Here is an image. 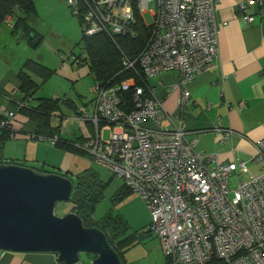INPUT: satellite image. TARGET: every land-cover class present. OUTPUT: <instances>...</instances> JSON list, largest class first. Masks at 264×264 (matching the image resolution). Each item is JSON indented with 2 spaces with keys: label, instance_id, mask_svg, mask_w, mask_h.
Masks as SVG:
<instances>
[{
  "label": "built area",
  "instance_id": "obj_1",
  "mask_svg": "<svg viewBox=\"0 0 264 264\" xmlns=\"http://www.w3.org/2000/svg\"><path fill=\"white\" fill-rule=\"evenodd\" d=\"M62 1L80 18L84 37H135L136 15L143 21L142 14L154 5L147 26L151 35L136 60L139 71H134L142 84L135 77L113 87L94 82L90 108L81 106L76 117L89 123L93 134L74 147L140 197L150 216L148 231L168 264H264V138L250 159L262 166L261 173L248 180L242 179L248 173L246 162L221 164L214 155L197 153L196 139H185L187 86L218 59L214 0ZM257 2L245 0L238 6L245 23L253 22L246 7ZM84 59L83 52L65 60L79 67ZM134 64L123 59L125 70H133ZM169 71L178 74L181 91L176 115L165 112L163 100L149 85ZM120 93H130L132 107ZM17 110L0 108V133L11 129L15 136ZM213 131L222 143L233 133L220 125ZM37 140L57 144L56 137Z\"/></svg>",
  "mask_w": 264,
  "mask_h": 264
},
{
  "label": "crops",
  "instance_id": "obj_2",
  "mask_svg": "<svg viewBox=\"0 0 264 264\" xmlns=\"http://www.w3.org/2000/svg\"><path fill=\"white\" fill-rule=\"evenodd\" d=\"M243 2L245 0H214V22L219 27L218 59L213 69L197 75L187 86L190 96L182 120L187 129L185 139L197 140V153L214 155L221 164L237 160L246 162L248 173L244 174L242 179L248 180L253 176L251 168L257 166L255 169L260 171L259 165H251L250 159L255 153L256 143L264 138V0H258L257 4L246 7L245 15L253 18L250 24L240 17L238 6ZM12 27L13 18L9 17L0 28V108L4 111H16L15 106L21 101L17 74L25 63L22 58L19 59L17 63L21 65L16 70L11 63V58L16 56V62L25 47L19 53L6 52V47L12 44L16 37L13 34H19L13 33ZM35 33L41 43V35ZM37 45L32 47L36 48ZM24 55L30 58L27 60L35 59L40 63L43 61L41 54L24 51ZM52 71L55 73V70ZM88 71L90 73L89 68ZM33 80L40 87L33 100L26 102L27 107L35 106L38 99L58 97L42 93V86L47 81L41 83L36 77H33ZM177 84L178 74L174 71L163 73L149 81L156 97L163 100V109L171 115L178 112L181 91ZM16 114L12 123L15 136L3 145L0 164L13 161L25 167L46 170L48 155L41 158L42 152L47 150L42 144L44 141L31 139L37 124L18 112ZM50 124L53 129L58 128L60 135L69 141L82 143L93 134L89 123H83L71 114L63 120L52 119ZM218 125L233 132L224 143L213 131ZM46 142L48 143V140ZM70 175L72 177V174ZM156 249L161 251L158 240ZM90 256L89 261H81L80 256L79 262L75 264H90L93 259V256ZM164 261L168 264L165 259ZM0 264L62 263H59L56 255L52 253L4 252L0 254Z\"/></svg>",
  "mask_w": 264,
  "mask_h": 264
},
{
  "label": "trees",
  "instance_id": "obj_3",
  "mask_svg": "<svg viewBox=\"0 0 264 264\" xmlns=\"http://www.w3.org/2000/svg\"><path fill=\"white\" fill-rule=\"evenodd\" d=\"M17 11L19 15H17ZM34 14H36V7L33 0H0V28L4 25L7 18H13V33L23 35L31 46L33 40L38 37L28 23L29 17ZM75 17L78 19L79 24H81L80 18L77 16ZM135 18V37L115 36L110 38L104 34L94 35L92 37L82 36L84 61H86L88 65L94 82H99L103 84V86L113 87L124 80L135 77L137 85L140 86L142 84L141 79L137 77L134 71H139L136 60L150 38L151 28L144 24L139 15H136ZM124 58H127V60L131 62L135 61L133 70L124 69ZM53 74H55L54 71L46 68L40 62L35 60L25 61L17 74V79L20 84L19 93L21 101L17 103L15 107L18 109L17 111L20 115L37 124L36 132L32 135L34 139H50L56 137L57 144L55 146L58 150L71 154L75 153L74 155L79 154L87 156V154L80 152L74 147V145L79 144V141L74 142L66 140L60 135V130L58 128L53 129L50 124L52 119L58 118L59 120H63L70 114L78 117V110L80 107L72 99L66 96L62 98L38 99L35 106L27 107L26 102H28V100H33L34 95L40 87V85L33 80V77L39 78L41 83H44ZM121 95L123 101L132 107L130 93H120V96ZM19 104L23 106L18 108ZM81 104L84 107H89L91 102ZM11 134V129L0 133V153L5 142L12 138ZM10 164L24 166L13 161H11ZM33 169L41 173L57 174L56 172H48L44 170V168ZM58 175L66 177L73 182V192L68 201L71 206L70 212L75 213L82 220L85 227L97 228L103 232L107 242L123 263L122 250H126L133 245L135 238H142L143 236L135 231L131 235L124 237L125 232L129 229L127 222L120 217L112 219L110 213L100 220L93 219L95 209L103 199L104 190L107 186L101 181L99 174L92 170H85L76 177L75 181L72 180L70 174ZM130 193L132 192L127 189L125 185L122 186L116 195V205L124 200ZM115 224L118 226H115ZM146 232L151 233L150 231ZM138 244L142 243H136V245Z\"/></svg>",
  "mask_w": 264,
  "mask_h": 264
},
{
  "label": "rangeland",
  "instance_id": "obj_4",
  "mask_svg": "<svg viewBox=\"0 0 264 264\" xmlns=\"http://www.w3.org/2000/svg\"><path fill=\"white\" fill-rule=\"evenodd\" d=\"M33 1L37 13L29 17L28 23L35 32L41 35V43L38 42L37 47L33 48L28 44L26 38L21 37V34H13L16 37L13 43L6 47V52L19 53L25 47L24 51L26 53L34 52L41 54L43 58L41 64L51 70H55L52 78L43 84L41 91L43 90L44 92L42 93H46L47 95L52 94L51 96H58L59 98L68 96L67 98H71L81 107L82 104L80 102L89 103L91 101L90 88L94 84V81L88 71L87 64L74 68L71 61H66L65 59L83 55L82 26L72 14V10L62 0ZM153 8L154 5L152 4L150 9L142 14L146 26L152 24L153 17L150 12ZM17 15H19L18 11ZM33 43L34 40L32 45ZM24 51L16 62V56L11 58V63L15 70L21 65L17 63L19 59L22 58V62L30 59L25 55L23 56ZM108 135V131L103 132L105 140L108 138ZM42 144L45 145L47 150L42 152L41 158L48 155L45 167L46 171L56 172L57 174H72V180L75 181L76 177L85 170H92L98 173L101 181L107 185L104 190V197L95 209L94 220L105 218L110 213L112 219L120 217L127 222L129 229L125 232L124 237L131 235L135 231L142 234V238H135L133 245L126 250H122L123 264H165L164 256L161 251L156 249L157 240L155 235H150L149 232H146L151 222L150 216L143 201L136 193H130L116 205V195L118 190L122 188L123 183L113 177L105 166L97 163L88 155L82 156L79 154L74 155L75 153L63 152L58 150L56 146L50 147L46 141ZM259 167L260 171L256 170L257 166L251 168L250 171H252L253 177L260 175L262 166L259 165ZM70 210L71 206L69 202H60L56 204L54 213L57 217H64L70 213ZM115 226L118 225L115 224ZM136 243L144 244L136 245ZM89 257L91 256L82 254L81 261H89Z\"/></svg>",
  "mask_w": 264,
  "mask_h": 264
},
{
  "label": "water",
  "instance_id": "obj_5",
  "mask_svg": "<svg viewBox=\"0 0 264 264\" xmlns=\"http://www.w3.org/2000/svg\"><path fill=\"white\" fill-rule=\"evenodd\" d=\"M38 42L36 37L33 45ZM73 187L58 174L0 164V254L52 253L63 264L87 254L93 256L90 264H123L99 229L85 227L72 212L55 215L56 204L68 202Z\"/></svg>",
  "mask_w": 264,
  "mask_h": 264
}]
</instances>
